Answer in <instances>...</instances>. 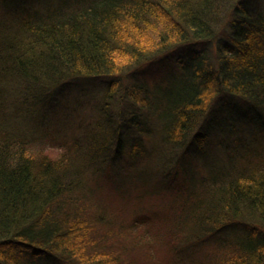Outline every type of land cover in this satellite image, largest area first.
I'll list each match as a JSON object with an SVG mask.
<instances>
[{"label": "trees", "instance_id": "1", "mask_svg": "<svg viewBox=\"0 0 264 264\" xmlns=\"http://www.w3.org/2000/svg\"><path fill=\"white\" fill-rule=\"evenodd\" d=\"M0 264H264V0H0Z\"/></svg>", "mask_w": 264, "mask_h": 264}, {"label": "rangeland", "instance_id": "2", "mask_svg": "<svg viewBox=\"0 0 264 264\" xmlns=\"http://www.w3.org/2000/svg\"><path fill=\"white\" fill-rule=\"evenodd\" d=\"M188 52L189 50L185 48L179 50L178 53L175 55L178 54L187 55ZM173 66L177 67V63L175 61H173ZM147 68H149V65H142V66H135L134 69L132 68V70H135V72L139 74V77L148 80L152 84L154 82H158V81L160 82L161 78L165 75L161 65L160 66L155 65L153 67L152 73H149ZM132 70L131 72L133 75L134 71ZM101 77L102 76L91 78L90 80L81 79L78 77L73 79L72 77L68 79L67 82H64L60 88H56L57 93L54 96H55V102L57 104L58 112L55 111L57 112L56 116L50 119V121L52 122L51 124H53V126L49 128L58 130L59 132L67 131L64 128L63 120L61 119L62 116L67 115L68 113L72 114V112L79 113L81 110L82 113H85L88 111V109H91L93 101L95 100L94 97H96V92H95L96 89L94 88L90 89L89 86H91L90 84L91 82L93 84H98L99 82H102L100 81ZM58 91H60V94H58ZM31 114H32V110L28 109L27 115L30 117ZM147 138L152 140V138L149 137ZM54 146L58 150H62V148H59L58 144H55ZM214 152L216 151L214 150ZM156 201H157L156 198L148 197V201H145V204L147 205L148 208L151 207L149 205H153Z\"/></svg>", "mask_w": 264, "mask_h": 264}]
</instances>
